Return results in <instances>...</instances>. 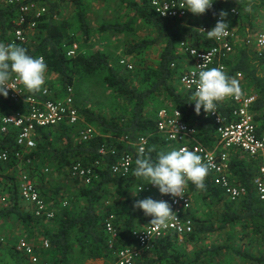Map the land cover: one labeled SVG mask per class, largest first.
Returning <instances> with one entry per match:
<instances>
[{
    "label": "trees",
    "instance_id": "1",
    "mask_svg": "<svg viewBox=\"0 0 264 264\" xmlns=\"http://www.w3.org/2000/svg\"><path fill=\"white\" fill-rule=\"evenodd\" d=\"M24 1H38L49 9L38 19L34 38L17 45L26 49L34 58H43L47 65L46 73L57 76L60 82L56 86H59L61 92H65L68 86L76 88L83 77L101 76L111 90L115 110L109 114L87 105L81 106L74 89L81 115L99 130V134L91 141L79 140L75 128L66 125L40 127L37 129L35 148L26 152L16 143L18 129L0 132V152L8 150L10 154V159L2 163L15 169L19 164L27 168L36 181L43 200L54 212V216L49 219L37 216L32 209H25L15 180V188L10 193V204L0 208V219H17L27 231L26 236L42 239V242L49 240L50 247L41 250V257L49 264H85L89 260L100 259L116 262L114 250H110L108 246L106 219L113 215L119 231L116 250L134 245L133 230L137 226L151 224L153 219L135 206L136 201L148 197L159 199L156 194L138 192V186L147 183L139 182L133 175L137 158V151L133 146L128 147L134 156V162L132 171L127 176L112 172L111 166L116 158L112 155L103 158L99 147L103 142H110L123 148L126 145L118 142L119 138L141 133L150 134L146 157L155 159L161 151L175 150L156 131V114L162 107H155V104L160 97L170 102L171 107L181 109L184 118L198 127L202 143L213 145L216 136L215 122L206 115L203 108L199 114L196 113L195 102L191 101L194 93L184 91L179 85L185 66L182 58L186 57L180 43L187 40L193 46L202 45L206 48L215 45L214 39L207 37V31L216 26L218 15L222 12L228 15L233 7L242 5V1L219 0L204 14L192 13L186 19H177L159 16L154 11L152 0H117L131 9L130 19L125 22L103 23L100 31L134 33V24L140 20L152 28L154 34L131 43L125 50L126 55H142L156 45L162 47L156 65L139 61L130 70L120 65L121 58L113 57L107 50L77 49L74 55L68 54V50L80 38L86 42L91 40L93 32L88 19V4L108 0ZM67 3L76 8V16L74 19H59V10ZM259 7H264V0L256 3L255 8ZM245 15L251 21L250 11ZM18 16L17 5L0 0V44L9 41L12 31L17 27ZM243 20L240 14L236 18L228 17L225 21L228 27L236 25L234 29L240 33ZM201 27L207 31H200ZM223 62L228 67L225 74L230 80L240 71L243 79H247L258 91L259 98L253 109L256 119L264 127V59L244 46L237 55L226 58ZM172 63H175L174 67ZM25 107L26 104L14 103L8 95L5 97L0 94V116ZM17 152L23 153V161L18 158ZM98 159L101 161L96 165ZM77 162L95 167L97 177L91 183L72 175V166ZM257 166L258 161L246 158L241 152H237L232 158L233 180L248 189L247 194L239 201H230L208 176L205 178L204 189L192 185L191 214L195 219L193 233L183 243L170 236L157 240L154 247L145 251L136 264H195L198 261L213 264L211 261L220 255L239 257L240 264H264V200L259 199L252 183ZM50 170L58 172L57 175L63 174L65 180L52 186L51 178L47 176ZM36 177L40 179V183ZM195 201V207L201 215L194 211ZM208 236H218L216 244L203 246L194 258L188 257L181 249L182 245L192 244ZM20 238L22 237L8 245L0 238V250L4 249L12 258L20 257L28 261L29 257L17 248ZM219 239L228 242L220 243ZM239 241L247 247L236 248L234 244Z\"/></svg>",
    "mask_w": 264,
    "mask_h": 264
},
{
    "label": "built area",
    "instance_id": "2",
    "mask_svg": "<svg viewBox=\"0 0 264 264\" xmlns=\"http://www.w3.org/2000/svg\"><path fill=\"white\" fill-rule=\"evenodd\" d=\"M9 4L18 6L19 16L16 19L17 27L12 31L9 41L3 44H20L28 42V30L36 28L38 19L48 11V6L38 1L4 0ZM57 2L59 0H50ZM219 0H214L217 2ZM184 0H152L154 11L162 17L186 19L192 13L182 8ZM241 14L237 7H233L228 15L217 16L218 20H226L228 17L236 18ZM200 31L207 29L201 27ZM227 35L214 39L215 45L206 48L202 45L193 46L187 40L180 43L182 52L188 57L189 62L185 63L184 71L180 77L179 85L184 91L195 92L197 88L198 74L202 70L220 68L225 73L228 71L224 59L230 58L236 51V42L242 36L234 28L227 26ZM243 45L251 50L257 57L264 59V24L257 30L248 28L242 36ZM76 45L68 50L69 55L75 54ZM195 53V55H193ZM43 59V58H42ZM120 63L132 69L133 65L126 59ZM175 63H172V67ZM264 67V65H263ZM264 69V68H263ZM232 79L242 80L243 74L238 71ZM13 88L8 89V97L17 104L24 103V109H18L0 116V132L6 133L10 129H18L16 137L17 145L26 152L35 148L37 144V129L40 127L55 128L62 125L75 128L79 140L89 142L99 130L93 124L86 121L81 115L76 104L75 91L73 86H68L64 95L54 92L46 83L39 92H29L23 83L14 74L9 80ZM257 101L255 94L243 92L227 96L218 102L216 112H206V115L213 119L216 124V136L213 145L207 146L199 138V129L196 125L188 122L181 109L177 107H162L156 114V131L164 141L178 150L187 148L196 152L202 157V161L210 164L207 176L224 192L230 201H239L247 194V186L234 181L231 171V160L237 152L246 155L248 159L258 161L256 172L253 176V186L260 200H264V127L256 119V112L253 109ZM150 134H137L133 137L125 136L119 138L126 146L121 148L114 143L103 142L99 147V153L104 158L108 155L114 156L111 169L116 175L127 176L132 171L134 156L128 147L142 143L147 148ZM135 148V147H134ZM136 149V148H135ZM23 152V151H22ZM16 155L23 161V153ZM10 159L8 150L0 152V162H7ZM96 160L95 164H100ZM48 169H46L47 171ZM71 173L91 183L97 177L94 166H84L81 162L73 164ZM190 181L186 185L183 197H172L170 194H161L158 187L147 184L138 186V190L145 194H156L159 200H166L174 213V219L167 226L148 224L137 226L132 236L135 239L134 245L123 246L118 250L115 244L119 239V231L114 222V216L110 215L105 221V229L108 235V246L114 250L116 256L115 264H136L144 252L153 248L155 242L164 237L170 236L183 243L193 233L195 219L191 214L193 210V192ZM19 193L23 202L32 206L37 216L52 218L54 212L50 210L43 200L36 181L30 172H21L19 181ZM3 240V238H1ZM50 247L49 240L43 241V248ZM17 248L25 253L34 264H49L43 260L36 251L35 246L29 239L22 237L17 242Z\"/></svg>",
    "mask_w": 264,
    "mask_h": 264
},
{
    "label": "rangeland",
    "instance_id": "3",
    "mask_svg": "<svg viewBox=\"0 0 264 264\" xmlns=\"http://www.w3.org/2000/svg\"><path fill=\"white\" fill-rule=\"evenodd\" d=\"M242 1V5H236L243 16V21L241 24L240 34L243 36L246 33L248 28L257 30L264 24V7L255 8L256 3L260 2V0H240ZM250 11L251 21L245 18V14ZM88 19L92 25L93 35L91 40L86 42L82 38L79 42H76L75 50H107L109 53L113 55V57L126 59L130 62L133 67L140 61L145 64L156 65L158 62V57L161 51V45H156L148 50H146L142 55H126L125 50L130 46L131 43L136 42L137 39L150 37L154 33L153 29L144 24L142 21L138 20L135 22L134 26L136 31L134 33H123L117 34L111 31H100V26L103 23H108L111 21L115 22H125L131 17V9L125 4L117 0H108V1H97L95 3L88 4ZM59 19H74L76 16V8L70 6V4L63 5L59 10ZM252 23V27H251ZM236 26V25H235ZM234 26V27H235ZM233 27V28H234ZM237 27V26H236ZM243 29V30H242ZM28 42L31 41L36 33V28L29 29L28 31ZM12 34V33H11ZM242 36L236 42V51L233 54L235 56L240 48L244 47ZM184 56V55H183ZM120 59V61H121ZM119 61V63H120ZM183 63H188V57L184 56L182 58ZM122 67H125L120 63ZM127 68V67H125ZM129 69V68H127ZM130 70V69H129ZM59 79L55 75H51L49 73H45V83L49 85L54 92L60 93L64 95L65 92H61L59 86ZM247 83H245L246 85ZM249 87V86H248ZM77 94V101L81 104V106L87 105L92 109L97 111H104L107 113H112L114 109V99L111 93V90L105 85L102 81L101 76L99 75H91L83 77L79 80L74 88ZM250 89V88H249ZM248 90V88H247ZM155 107H171L170 102L164 100V98L160 97L158 102L155 104ZM27 170L22 164L17 166V169L10 167L8 164L0 162V208L6 207L10 204L11 192L15 188V180H17V185H19L21 172ZM58 173V172H56ZM55 172H51V170L47 173L48 178H51V185L55 186L57 182H63L65 180V176L61 173V175H57ZM39 183L40 179L38 177L35 178ZM196 202V201H195ZM194 202V211L201 215L200 211L197 210L195 206H197V202ZM25 204L22 201V205ZM25 209V205H23ZM31 209V207H29ZM144 226V225H141ZM27 231L22 226V224L16 219H0V238H3V242L5 245L11 244L18 237H25L29 239V241L35 246L37 252L41 255V250L43 249L42 239H35L32 237L26 236ZM25 235V236H24ZM218 237V236H217ZM216 236H208L197 242L192 244H185L181 246V249L185 251L188 257L194 258L196 253L200 251V248L203 246L214 245L217 240ZM42 242V244H41ZM218 242L226 243L228 242L225 239H219ZM236 248L243 249L247 247L245 243L242 241L236 242L234 244ZM191 258V259H192ZM241 258L232 257L229 255H220L215 260L211 261L213 264L223 263V264H240ZM90 264H115L114 261L106 262L103 259L100 260H89ZM32 264L30 259L28 261H24L22 259L12 258L10 254H8L4 249L0 250V264ZM88 262V261H87ZM85 262V264L87 263ZM195 264H205L203 261Z\"/></svg>",
    "mask_w": 264,
    "mask_h": 264
},
{
    "label": "clouds",
    "instance_id": "4",
    "mask_svg": "<svg viewBox=\"0 0 264 264\" xmlns=\"http://www.w3.org/2000/svg\"><path fill=\"white\" fill-rule=\"evenodd\" d=\"M213 3L214 0H184L182 8L195 15H201L210 9ZM224 15L226 13L222 12L221 16ZM226 29L227 22L218 20L216 26L207 31V37L222 38L227 35ZM46 71L47 65L42 58H34L18 45L0 44V94L3 96L7 97L8 89L13 88L9 83L13 74L29 92H39L45 84ZM238 91L236 82L230 80L222 69L210 68L199 72L197 88L191 101L195 102L197 114L202 108L205 112H216L218 102ZM133 147L137 151L133 175L139 182L154 185L161 194H170L174 198L184 196L189 181L198 189L205 188L210 164L203 162L196 152L187 148L161 151L152 159L145 156L146 149L142 143ZM141 187L142 185L139 190ZM135 206L143 210L146 216L153 217L151 223L156 225L167 226L175 218V211L166 200L158 201L148 197L136 201Z\"/></svg>",
    "mask_w": 264,
    "mask_h": 264
},
{
    "label": "crops",
    "instance_id": "5",
    "mask_svg": "<svg viewBox=\"0 0 264 264\" xmlns=\"http://www.w3.org/2000/svg\"><path fill=\"white\" fill-rule=\"evenodd\" d=\"M240 52V51H239ZM238 52V53H239ZM237 53V54H238ZM236 54V55H237ZM232 80H234L235 82H236V84L238 85V89L239 90H241V91H243V92H246V93H250V94H255L256 96H257V99L259 98V93H258V91L255 89V87L251 84V83H249L248 82V80L246 79H242V80H236V79H232ZM245 83H247L246 85H245ZM249 86V87H248ZM247 88H248V90H247ZM250 88V89H249ZM261 123V122H260ZM245 157L246 158H248L246 155H245ZM207 177V176H206ZM25 203V202H24ZM23 205H25V207L27 208V209H30L29 207H31V209H32V206L30 205V204H27V203H25V204H23ZM91 262L90 261H88L86 264H90Z\"/></svg>",
    "mask_w": 264,
    "mask_h": 264
}]
</instances>
